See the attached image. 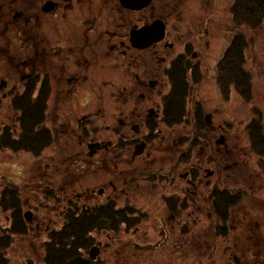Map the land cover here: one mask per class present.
I'll use <instances>...</instances> for the list:
<instances>
[{
    "label": "flooded vegetation",
    "instance_id": "af4514ba",
    "mask_svg": "<svg viewBox=\"0 0 264 264\" xmlns=\"http://www.w3.org/2000/svg\"><path fill=\"white\" fill-rule=\"evenodd\" d=\"M175 1L0 0V264H264L254 95Z\"/></svg>",
    "mask_w": 264,
    "mask_h": 264
},
{
    "label": "rangeland",
    "instance_id": "374dc122",
    "mask_svg": "<svg viewBox=\"0 0 264 264\" xmlns=\"http://www.w3.org/2000/svg\"><path fill=\"white\" fill-rule=\"evenodd\" d=\"M230 0H180L175 1L174 4L181 10L180 15H176L175 20L170 24L176 22L181 28H184L185 35L190 36L189 30L196 31V27L200 29H207V32L215 35L213 41L216 38L213 48H217L220 44L221 48L226 47L229 43L231 33H229L228 27L230 24V17L228 10L230 9ZM99 6L98 3L95 4ZM264 21V19H263ZM262 21V22H263ZM197 32V31H196ZM198 33V32H197ZM212 61H209L211 64ZM215 64H212L214 69ZM245 66L249 71L250 79L254 89L252 87L251 95L253 98V108L249 109L252 105L249 103L244 104L243 115L237 116L238 120L243 124L244 121L248 123L250 120L257 119L262 127H264V23L262 27L254 32L248 33V44L245 55ZM209 73V72H208ZM208 73L206 75H208ZM249 97V99H250ZM216 99V98H215ZM257 99L262 102V107L255 109ZM259 106V105H258ZM236 125H241L240 123ZM259 139H262L259 137ZM3 156L0 155V182L8 181L10 184L15 183L11 174L8 175L4 172L10 170ZM24 163L25 160L19 159L18 162ZM250 162L253 164V158H250ZM30 163V162H28ZM16 184V183H15ZM0 222H2L0 216Z\"/></svg>",
    "mask_w": 264,
    "mask_h": 264
},
{
    "label": "trees",
    "instance_id": "16d2710c",
    "mask_svg": "<svg viewBox=\"0 0 264 264\" xmlns=\"http://www.w3.org/2000/svg\"><path fill=\"white\" fill-rule=\"evenodd\" d=\"M230 9L228 10L230 17V28L233 33L232 40L228 48L223 52L222 57L218 62V85L222 87V90L228 88L230 83H234L236 88H239L240 83L238 79L233 78V74H236L242 78L243 88L239 92L244 100L248 101L252 86L249 72H247L244 64V53L248 44V33L254 32L262 27L264 19V0H230ZM230 60V72L227 73L226 78L221 77L223 67L227 64L228 59ZM246 69V70H245ZM220 76V77H219ZM230 82V83H228ZM218 86V87H219ZM239 90V89H238ZM255 135L263 138L257 129ZM1 178V177H0ZM13 199L9 194L5 183L0 182V211H5L11 208ZM14 218L19 219L17 210L14 212ZM18 231H21V223L19 222L16 226ZM4 230L3 233H7Z\"/></svg>",
    "mask_w": 264,
    "mask_h": 264
},
{
    "label": "water",
    "instance_id": "95a60500",
    "mask_svg": "<svg viewBox=\"0 0 264 264\" xmlns=\"http://www.w3.org/2000/svg\"><path fill=\"white\" fill-rule=\"evenodd\" d=\"M155 26L157 28L156 34L163 31V26L158 28V22L155 23ZM150 27H151V24H150V26H147L145 28H141L139 36L144 42H149L151 40L150 39V31H149ZM155 38H157V37H153L152 39H155ZM145 39H148V40L145 41ZM65 264H89V263L86 262L85 260L74 258V259L68 260Z\"/></svg>",
    "mask_w": 264,
    "mask_h": 264
}]
</instances>
